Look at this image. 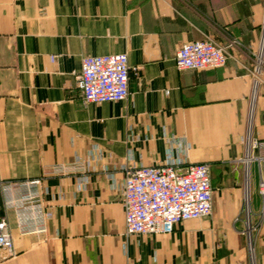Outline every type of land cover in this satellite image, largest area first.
Returning a JSON list of instances; mask_svg holds the SVG:
<instances>
[{
    "label": "crops",
    "instance_id": "obj_1",
    "mask_svg": "<svg viewBox=\"0 0 264 264\" xmlns=\"http://www.w3.org/2000/svg\"><path fill=\"white\" fill-rule=\"evenodd\" d=\"M263 34L264 0H0V217L10 214L16 249L0 264H264L261 178L240 161L250 122L264 140V72L257 87L251 72ZM207 37L229 46L227 64L179 72L182 45ZM123 53L140 68L129 97L84 103L82 59ZM130 151L133 165L159 166L170 153L182 166L209 164L211 216L126 236L120 167ZM78 159L87 181L51 174ZM38 177L42 207L8 213L14 184Z\"/></svg>",
    "mask_w": 264,
    "mask_h": 264
},
{
    "label": "built area",
    "instance_id": "obj_2",
    "mask_svg": "<svg viewBox=\"0 0 264 264\" xmlns=\"http://www.w3.org/2000/svg\"><path fill=\"white\" fill-rule=\"evenodd\" d=\"M229 46L222 45L213 37L200 41H191L178 50L175 65L179 72L191 70L201 72L224 67L229 59ZM52 61L54 57L51 58ZM127 54L88 56L82 59L81 71L77 76V88L86 104L121 102L129 97V82L132 71ZM252 74L256 77L264 72V34L259 51L253 55ZM133 153L130 151L126 162L120 169L124 173L122 197L125 209L126 236L171 234L175 227L186 221L198 220L211 216L213 209V189L211 169L207 163H190L174 161L172 153L168 160L159 166L133 165ZM249 176L252 164L258 167L260 192L264 195V140L252 134L249 123L245 137V156L240 160ZM89 164L82 160L55 166L51 174H83L87 181ZM4 182L1 179L0 188ZM10 186V185H9ZM20 189V195L10 194L4 203L8 213H17L25 208L42 207L45 193L43 177L33 178L14 184ZM116 187V183L113 184ZM245 229L249 252L253 253V236L258 226L253 224L250 210L248 186L245 196ZM47 217H52L47 213ZM19 225V224H18ZM12 219L10 214L0 217V262L16 254L12 236ZM23 233H41L44 229H30L21 226Z\"/></svg>",
    "mask_w": 264,
    "mask_h": 264
}]
</instances>
